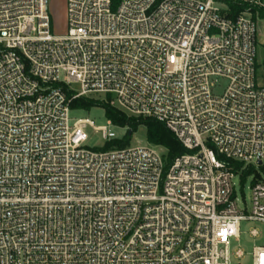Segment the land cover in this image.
Segmentation results:
<instances>
[{
  "label": "built area",
  "instance_id": "1",
  "mask_svg": "<svg viewBox=\"0 0 264 264\" xmlns=\"http://www.w3.org/2000/svg\"><path fill=\"white\" fill-rule=\"evenodd\" d=\"M225 10L223 0H66L55 34L48 0H0V264L245 256L230 241L243 220L264 224V86L257 22ZM101 93L163 122L189 151L168 165L158 145L89 148L88 126L108 143L113 123L72 122L70 103ZM248 167L250 211L234 183ZM252 264H264V243Z\"/></svg>",
  "mask_w": 264,
  "mask_h": 264
},
{
  "label": "rangeland",
  "instance_id": "2",
  "mask_svg": "<svg viewBox=\"0 0 264 264\" xmlns=\"http://www.w3.org/2000/svg\"><path fill=\"white\" fill-rule=\"evenodd\" d=\"M261 4H254L258 8L264 10V0H260ZM263 4V5H262ZM48 6L50 15L52 17L53 32L55 34H62L66 30V0H48ZM248 16L252 17L257 22V83L259 86H264V18L260 16L259 12L248 13ZM226 85V81H221L220 89L223 90ZM76 88V84H73ZM94 101L103 103H110V100L106 94H93L91 97ZM111 104V103H110ZM112 105V104H111ZM70 116L72 122L77 119H90L93 121L96 127L109 126L108 117L105 114V110L101 106H94L90 109H71ZM111 130L115 134V140L129 139V145L132 147L150 145L147 139V131L144 125L138 126L137 130L128 135V127H122L117 125H110ZM88 141L86 145L89 148L100 150L105 146V140L102 137V133L99 130H95L93 127L87 128ZM162 151L165 149H161ZM255 165V163H254ZM251 170L250 172H252ZM261 176L264 178L263 167L258 168ZM249 172V173H250ZM245 179L242 181L239 177L234 179L236 197L239 206L242 209L250 211L251 197H252V184L255 178V173L244 175ZM257 229L260 232L258 237H253L250 231ZM264 243V224L255 220H243L241 222L240 234L236 238H232L230 241V250L234 254L239 248L245 253V256L241 259L232 256L233 264H252V251L255 245H262Z\"/></svg>",
  "mask_w": 264,
  "mask_h": 264
},
{
  "label": "trees",
  "instance_id": "3",
  "mask_svg": "<svg viewBox=\"0 0 264 264\" xmlns=\"http://www.w3.org/2000/svg\"><path fill=\"white\" fill-rule=\"evenodd\" d=\"M226 5V15L229 17H236L240 13L244 11H249L253 13L255 16V12H259L260 16L264 18V10L262 8H258L257 6L250 4V0H223ZM120 0H113V6L116 7ZM258 67V64H257ZM68 97L72 96V92L67 91ZM71 109H90L94 106H101L105 110V114L114 125L128 127V135H132L140 125H144L147 131V139L150 144L158 145L163 147L166 150V162L167 164H171L173 160L183 154L188 152L182 143L176 138L173 132L167 128V126L156 119L153 118H142V117H133L128 116L121 110L117 109L115 106L110 103H103L99 101H94L90 97H79L75 98L70 103ZM131 131V134L129 132ZM129 139L126 140H112L106 143L104 149H108L113 146L124 147L129 145ZM219 158H223L219 156ZM229 165L234 169H240L243 164L240 162H236L233 160H227ZM251 167H248L243 170L241 175L242 181L245 179L244 175L250 174ZM250 172V173H249Z\"/></svg>",
  "mask_w": 264,
  "mask_h": 264
},
{
  "label": "water",
  "instance_id": "4",
  "mask_svg": "<svg viewBox=\"0 0 264 264\" xmlns=\"http://www.w3.org/2000/svg\"><path fill=\"white\" fill-rule=\"evenodd\" d=\"M129 134H131V131L129 132ZM259 164H261V161H258Z\"/></svg>",
  "mask_w": 264,
  "mask_h": 264
}]
</instances>
